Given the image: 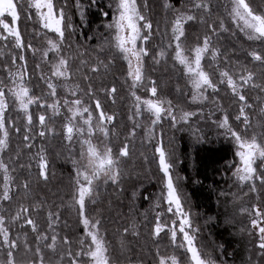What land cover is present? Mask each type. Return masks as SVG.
I'll return each mask as SVG.
<instances>
[{"label": "trees", "instance_id": "obj_1", "mask_svg": "<svg viewBox=\"0 0 264 264\" xmlns=\"http://www.w3.org/2000/svg\"><path fill=\"white\" fill-rule=\"evenodd\" d=\"M249 2L257 11H264V0ZM27 3L28 0H24V8L19 9L21 19L18 26L25 46L31 43L35 48L42 49V46L46 45V37L53 39L57 37L41 28L34 9L30 10L32 18H26ZM53 3L57 10L63 9L65 14V44L71 45V48L66 47L65 51L73 57V82L79 83L85 90L90 82L96 90V98L101 101L103 110L107 114H115L114 125L109 124L110 129L114 127L115 132L114 135L110 134L114 142L113 149L118 152L123 144L127 143L129 146L130 157L124 159L121 164L124 176L119 185L108 184L104 191L98 192L96 203L86 206V215L101 222L100 231L109 243L114 264H129V260L133 264H158L157 249L163 256L173 254L180 256L184 264H187L186 253L173 245L169 230H165L155 239L152 235L158 213L161 223L167 228L177 220V216L167 212L165 178L158 167V155L155 153V148L161 140L171 157L173 165L171 174L183 208L190 214L193 228L199 229L195 232V242L201 252L210 256L216 264H264V250L258 247L259 236L251 225L254 215L241 212L243 208L251 211L254 200L259 203L261 209H264V186L257 183L259 189L257 194L249 192L247 185H240L237 182L233 175L237 163L236 147L217 125L219 116L216 113L221 115L226 113L231 126L240 131L243 128L242 121H237L235 117L239 115L242 102L234 97L225 85L218 84L220 88L218 93L208 89L205 93L208 100L203 103H192L191 84L184 75L183 68L179 65L174 66L173 62H164L157 72V67L152 63V55L162 34L171 37L172 20L176 13L172 9H165V0H148L147 9L142 6L143 0H138L141 11L153 25L152 36L143 45L149 51V55L144 58L145 86L150 87L149 81L154 80L162 99L171 100L177 110L198 114L189 123H178L175 127L172 126L170 119L164 118L155 126V133H151V136H147L149 133L146 134V130L151 126V120L148 114H144V127L134 138L129 139L131 124L133 126L130 117L134 102L127 86V63L112 45L114 31H111L108 25L113 23L114 11L109 0H53ZM169 3L179 9L185 5L189 6L191 0H169ZM79 4L84 7L82 10L84 18L79 14ZM210 4V16L202 11L196 12L198 20L200 16H204L207 24L197 21L185 25L184 46L190 49L199 42L197 37L202 41L205 35H211L208 24H215L219 36L212 37V44L222 55L218 61H212L210 56H206L204 61L205 70L212 75L213 81L218 83L219 80V73L216 71L218 63L221 68L228 67L237 74H245L246 67L256 74L257 84H264V66L248 55L253 50L264 55V43L247 40L236 28L228 14L223 11L226 4L230 8L228 0H210ZM3 19L11 23L9 17L5 16ZM221 19L229 31H219ZM0 32H3L2 27ZM37 32L41 34L37 35ZM5 44H8V47H4ZM0 48L6 53L0 56V79L9 83L7 73L3 70L6 64L11 66V54L8 53L16 56L23 54L27 60L28 73L32 76L30 86L35 95L40 96L48 91L39 79L40 70L35 66L40 63L41 68H46V71L49 66L41 63L37 57L38 53L34 56L27 47L21 51L5 41H0ZM225 56L230 61L227 65L224 62ZM49 57L54 59L52 53ZM82 60L87 64H81ZM99 60L108 64V69L101 67L98 73L90 72V66L97 64ZM110 60L112 62L109 64ZM85 74L90 77V81L82 78ZM113 86L117 89L115 102L102 91ZM135 91L142 96L150 95L146 90L142 92L140 88ZM245 95L248 102L253 104V109L246 111L251 115L255 125L259 106L264 101V92L259 88L248 87L245 89ZM258 97L260 99H257ZM52 99L48 98L47 102L51 103ZM85 99L94 106L92 100L87 97ZM213 100L218 103H213ZM208 108L213 112L210 110L207 112ZM30 111L33 115L34 147L30 150L24 147L26 119L16 104L10 102L6 117L9 124L14 123L21 131L17 133L15 128L9 127L10 144L2 158L10 168H16L12 173L16 177L15 183L20 184L24 180H29L31 191L25 196L21 189L18 197L11 202H0V206L6 209L3 214L8 218L15 214L19 205L31 208L43 200V207L30 211L28 215L36 221L39 230L49 237L52 234H58L59 237L67 236L72 242L71 250L75 254L80 251L78 242L85 233L77 209L72 206L75 175L72 160L79 157V153L69 151L66 147L67 141L63 139L62 127L64 115L49 120L48 123L55 128L56 135L49 134L45 139L38 135L41 130L38 116L46 114L51 117V110L45 113L44 109L33 105ZM255 130L258 133L261 131L259 127ZM41 147L47 148L49 161V180L46 183L38 180V169L32 161V155ZM18 152L20 158L16 160ZM29 163L33 165L31 169L27 167ZM20 164L25 167L20 168ZM2 182L3 174L0 173V185ZM157 203L159 207L156 206ZM49 211L59 213V219L55 220L52 228H49ZM21 224L23 220L11 226L13 238L19 235L23 241L24 234L27 233L28 243L34 248L37 244L36 234L30 226L21 227ZM131 225H135L139 232L138 236L130 233L123 235V229ZM121 240L125 243L123 249ZM180 242L181 236L177 243ZM44 243L46 242L40 243L42 248ZM44 252L46 258L52 257L47 249H44ZM31 258L32 255L29 253L28 259ZM56 259L58 257H52L53 264ZM80 260L82 264H87V257L82 256ZM63 264H69L67 257Z\"/></svg>", "mask_w": 264, "mask_h": 264}, {"label": "snow or ice", "instance_id": "obj_2", "mask_svg": "<svg viewBox=\"0 0 264 264\" xmlns=\"http://www.w3.org/2000/svg\"><path fill=\"white\" fill-rule=\"evenodd\" d=\"M230 8L226 5L228 16L230 17L236 28L245 35L249 41H259L264 43V11H257L252 7L249 0H228ZM19 6V7H18ZM143 8H148V0H143ZM165 9H172L176 15L172 20L171 40L167 48L173 51L172 59L182 66L184 74L188 78L192 88L191 102L203 103L208 100L205 94L208 89H212L214 93H218L220 88L218 84L225 85L234 97H237L241 103L239 115L235 117L237 121H242L243 128L240 131L235 130L229 123V117L225 113L222 120L218 122V127L225 130V134L229 136L235 143L238 162L235 164L233 175L241 185H247L248 191L251 193L259 192L257 183L264 186V101L261 102L257 113L256 124H253L251 115L246 109H253V104L248 102L245 95V89L248 87L259 88L264 92V84L255 82L256 74L247 70L245 74H237L228 67L221 68L216 64V71L219 73L218 83L214 82L212 75L205 70L202 63L206 56H210L212 61H218L222 53L218 48L213 47L212 37L219 36V32L215 24H208L211 35H205L195 46L186 48L184 46V38L186 37L185 25L189 22H199L207 24L204 16H200L199 20L196 12L211 15L210 0H191V4L187 11H181L174 5L165 0ZM24 8V0H0V41L10 42L12 47L23 51L25 47L30 49L35 56L40 53L41 62L47 64L48 70L44 71L41 64H36V69L40 70L39 79L47 88V92L40 96L35 95L31 85L32 76L28 73L27 60L23 54L16 56L11 54V66L5 65L4 71L7 73L9 83H5L4 79H0V173L3 174V182L0 185V202H11L19 196L22 189L24 195L27 196L31 191V182L24 180L20 184H16V177L12 175L16 171L15 167L10 168L9 164L2 158L3 153L9 148L10 131L9 127L15 128L17 133L21 129L15 127L14 123L9 124L6 112L9 109L10 102L18 105V110L24 114L26 119L25 134L23 135L24 147L32 149L35 137L32 135L33 115L30 111L31 105H37L39 108L51 110L52 116L40 114L38 122L41 130L38 132L39 137L47 139L49 134L56 135L55 128L49 125V120L53 117L64 115L63 123V139L68 143L66 147L71 151L73 142L80 144L79 159H74V193L72 206L77 209L80 222L84 227V237L79 240L80 251L73 254L71 250L72 242L67 236L59 237L58 234H52L50 237L39 230L35 220L31 218L30 211L39 210L43 207L44 201L31 208L23 204L19 205L14 215L6 218L3 214L6 209L0 206V264H53L52 257H58L55 264H63L65 257L69 259V264H82L80 257H87V264H114L112 259L109 243L106 241L100 231V220L91 218L86 215L87 202L96 203L98 189L101 183L119 185L124 173L121 164L124 159L130 157L129 146L123 144L118 153L114 154L104 140L99 144L93 143V137L99 133L108 139L110 134H115L114 127L109 129L107 125L113 124L116 119L115 114H107L103 110L101 101L96 98V90L89 82L87 90L83 89L79 83H73L72 60L73 57L65 51V48H71L70 44H65V14L63 9L57 10L53 0H28L27 9H25L27 19H31V9H35L36 15L41 22L43 29H46L56 35V39L46 37V48H35L31 43L25 46L18 22L21 19L20 10ZM117 15L113 18V23L108 28L114 29L112 36L113 47L121 54L122 58L127 61V77L131 80L129 85L130 95L134 98V115L142 116L147 113L151 120V125L155 126L164 118L172 121V126L177 123H187L192 116L197 115L196 112L181 111L179 115L171 100L162 99L158 93V87L154 80H150V87L143 84L144 76V58L149 55V51L143 45L146 44L151 36L153 25L141 11V4L137 0H117ZM10 18L11 24L5 22L3 17ZM219 31L227 32L229 29L225 26L221 19L219 22ZM41 33L37 32V35ZM235 35V33H233ZM11 38V40H10ZM138 42H140L138 44ZM4 47H8L5 44ZM167 48H161L159 52L153 56L154 63H160L162 59L168 56ZM103 51V48H101ZM49 53L55 54V59L49 57ZM6 55L0 48V56ZM252 60L259 62L264 66V55L253 50L248 53ZM17 61L23 63H17ZM112 61H109V64ZM225 65L229 64L227 56L224 57ZM81 64H87L81 61ZM108 69V64L99 60L97 64L90 66L92 73H98L100 68ZM15 69V70H13ZM84 80L90 81V77L82 75ZM145 87L150 94L148 98H142L137 95L134 89ZM58 89L66 90L71 98H60ZM115 102V94L117 89L115 86L110 89H102ZM11 98V101L9 99ZM85 97L92 100L93 104H88ZM48 98H53L48 103ZM257 99H260L259 97ZM213 103H218L213 100ZM65 110V113L61 112ZM98 113V115H94ZM132 119V117H130ZM139 123L135 127H140ZM259 127L261 131L258 133L255 128ZM130 136H135V128L130 132ZM151 136V132H149ZM103 145L101 147L100 145ZM155 153L158 155V167L165 178L166 196L165 202L168 205L167 212L179 217L178 231L182 234V242L177 244V227L176 221L172 222L169 229L170 240L173 245L184 250L186 253L187 264H216L210 257L203 254L195 242V229L192 226L190 214L185 212L181 203V197L173 181L171 169L170 154L166 151L162 140L157 144ZM20 153L16 155L19 160ZM11 159V158H10ZM32 161L38 169V180L47 182L49 180V161L47 159V148L41 147L32 155ZM32 163L27 167L32 168ZM20 168L25 165L20 164ZM248 193H245L247 195ZM159 207V203L156 205ZM175 209V210H174ZM242 213L254 215L251 225L259 233L258 247L264 250V209L259 205H254L249 211L247 208L241 209ZM49 228L53 227L55 220L59 219V213L49 211ZM23 220L24 225L31 227L33 233L36 234V246L33 248L28 243L27 233L24 234V240L21 241L20 236L15 238L12 236L11 226L17 221ZM165 230V226L160 223V213L157 214V223L154 226L153 238L160 237L161 232ZM131 234L138 236L139 232L135 225L123 229V235ZM41 242H46L43 248ZM64 246H67L66 248ZM121 248H125V243L121 240ZM44 249H47L52 257L46 258ZM22 253V255H21ZM29 253L32 258L28 259ZM158 264H184V260L175 254L171 256H163L159 254L157 249ZM19 257V258H18ZM129 264H133L129 260Z\"/></svg>", "mask_w": 264, "mask_h": 264}, {"label": "rangeland", "instance_id": "obj_3", "mask_svg": "<svg viewBox=\"0 0 264 264\" xmlns=\"http://www.w3.org/2000/svg\"><path fill=\"white\" fill-rule=\"evenodd\" d=\"M109 2H110V4H111V6H112V8H113V11H114V17L117 15V12H116V4H117V0H109ZM137 2H138V0H137ZM227 5V4H226ZM188 6V5H187ZM186 5L185 6H183L182 8H179V10H181V11H187L188 10V7H187ZM187 7V8H186ZM229 7V6H228ZM84 9V7L82 6V5H80L79 4V14H80V16H81V18H84V12L82 11ZM35 10V9H34ZM223 11L226 13V15L228 14V12H227V10H226V7L225 6H223ZM5 16H7V15H5ZM228 16V15H227ZM38 20H39V18H38ZM5 22H7L6 20H5ZM7 23H9V22H7ZM9 24H11V23H9ZM39 24H40V26H41V22L39 21ZM41 28H42V26H41ZM43 29V28H42ZM43 30H46V29H43ZM114 31V29H111V31ZM46 31H48V30H46ZM48 32H50V31H48ZM50 33H52V32H50ZM54 34V33H53ZM245 36V35H244ZM170 40H171V37L170 36H168V35H166L165 33L164 34H162V38H161V40H159V44L156 46V51H155V53H153V55H152V58H153V56L154 55H156L158 52H159V50L161 49V48H167V45L169 44V42H170ZM140 42H138V44H139ZM47 47V44L46 45H44V46H42V48H46ZM117 51V50H116ZM167 51H168V56L165 58V59H162L161 61H160V63H154L153 61H152V63L157 67V72L159 71V69H161L160 67H161V65H162V63H164V62H173L174 63V66H177L178 64L172 59V55H173V51H172V49L171 48H167ZM117 53H119L118 51H117ZM39 55H40V53H38ZM38 54H37V57L38 58H40V60H41V57L40 56H38ZM51 53H49V55H50ZM53 54V58L55 59V54L54 53H52ZM120 54V53H119ZM205 61V60H204ZM204 61L202 62L203 64H204ZM42 63V62H41ZM126 63H127V61H126ZM180 66V65H179ZM182 67V66H181ZM44 69V71H46V68H43ZM185 75V74H184ZM73 82V81H72ZM73 83H75V82H73ZM131 84V80L130 79H128V83H127V86L129 87V85ZM143 84L144 85H146V82L144 81L143 82ZM141 90H142V92H144V90H145V87H139ZM134 90H136V89H134ZM58 93H59V96H60V98H71L70 97V95H69V93L66 91V90H63V89H58ZM137 95H139V96H141L142 98H148V96L146 97V96H142V95H140V94H137ZM86 98V97H85ZM133 98V97H132ZM9 99H10V101H11V98L9 97ZM86 100V99H85ZM133 102H134V98H133V100H132ZM87 102V101H86ZM88 103V102H87ZM89 104V103H88ZM17 107H18V105H16ZM33 105H31L30 106V109H31V107H32ZM94 107V106H93ZM211 109V108H210ZM209 108L207 109V112L210 110ZM176 110V114L177 115H179L180 114V112L181 111H183V110H177V109H175ZM8 112V111H7ZM7 112H6V114H7ZM61 112L62 113H64V109H61ZM210 112H213V110H210ZM144 114H147V113H144ZM144 114L142 115V116H135L134 115V109L132 110V112H131V117H132V119H131V121H132V123H133V126H132V124H131V130H130V132L135 128V136L141 131V129L144 127L143 125H145L144 124V122H143V116H144ZM197 114H198V112H197ZM217 114V116H219V119H218V121H217V125H218V122L220 121V120H222V118H223V116L224 115H221L220 113H216ZM94 115H98V113H94ZM196 116V115H195ZM195 116H192L190 119H189V121L187 122V123H189L191 120H193L194 118H195ZM165 119H169V118H165ZM136 123H139L141 126L140 127H135V124ZM182 123V122H181ZM159 124V123H158ZM178 124V123H177ZM156 126V125H155ZM155 126H153V125H151L147 130H146V134L147 133H149V132H151V133H155ZM107 127L110 129V127H109V125H107ZM220 129H222V128H220ZM223 131H224V133H225V130L224 129H222ZM134 136V137H135ZM147 136H150V135H147ZM133 136H130L129 135V139H131V138H134ZM229 137V136H228ZM230 138V137H229ZM231 139V138H230ZM101 140H104V142L105 143H107L110 147H112V145L114 144V142H113V140H112V138H111V136H109L108 137V139L107 140H105V138L103 137V136H101L99 133H97L94 137H93V143H97V144H99L100 143V141ZM232 140V139H231ZM233 141V140H232ZM68 142H66V144H67ZM233 143H234V141H233ZM76 145H77V147H76ZM234 145H235V143H234ZM101 147H103V145L101 144L100 145ZM236 147V146H235ZM73 152H78L79 153V155H80V144L79 143H77V142H75V143H73V147H72V149H71ZM112 150H113V153L114 154H116V153H118V152H116L114 149H113V147H112ZM76 157V156H75ZM237 157V156H236ZM75 159H79V157H77V158H75ZM72 162H73V160H72ZM237 162H238V157H237ZM235 170V169H234ZM73 171H74V174H75V170H74V164H73ZM234 178L236 179V177L234 176ZM237 180V179H236ZM238 182V181H237ZM111 182H109L108 184H110ZM239 183V182H238ZM108 184H103V183H101L100 184V186H99V189H98V192L99 191H104L105 189H106V187H107V185ZM240 184V183H239ZM241 185V184H240ZM98 199V196L96 197V200ZM91 202L89 201V202H87V204H86V206L88 205V204H90ZM254 205H259V203L256 201V200H254ZM253 205V206H254ZM260 207V206H259ZM175 210V209H174ZM253 218H255L254 216H253ZM160 223H161V221H160ZM162 224V223H161ZM163 225V224H162ZM178 225H179V217L177 216V220H176V227H177V241L179 240V237L181 236L182 237V234H180L179 233V231H178ZM165 226V225H164ZM172 227V223H171V225L169 226V228H167L166 226H165V230H169L170 228ZM254 229V228H253ZM164 230V231H165ZM163 231V232H164ZM254 231H255V233L259 236V233H258V230L257 229H254ZM162 233V232H161ZM178 244V243H177Z\"/></svg>", "mask_w": 264, "mask_h": 264}]
</instances>
